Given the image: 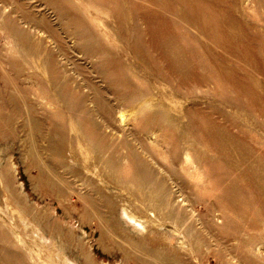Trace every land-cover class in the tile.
<instances>
[{"label": "rangeland", "instance_id": "1", "mask_svg": "<svg viewBox=\"0 0 264 264\" xmlns=\"http://www.w3.org/2000/svg\"><path fill=\"white\" fill-rule=\"evenodd\" d=\"M0 264H264V0H0Z\"/></svg>", "mask_w": 264, "mask_h": 264}]
</instances>
